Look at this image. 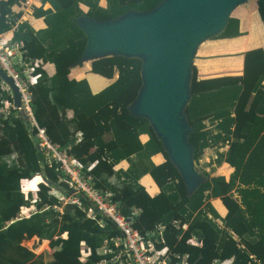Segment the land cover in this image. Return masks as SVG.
Here are the masks:
<instances>
[{
	"label": "trees",
	"instance_id": "16d2710c",
	"mask_svg": "<svg viewBox=\"0 0 264 264\" xmlns=\"http://www.w3.org/2000/svg\"><path fill=\"white\" fill-rule=\"evenodd\" d=\"M19 1L0 0V33L8 31L20 17V13L11 9ZM40 1L41 4L48 3L50 8L43 9L41 5L35 9L34 15L42 16L46 26L34 30L22 21L13 33V39L23 42L26 59L40 58L54 64L52 76L37 69L40 77L30 87L36 121L45 127L49 138L60 147L71 145L69 153L84 165L99 160L91 169L96 186L111 193L112 200L125 217L130 215L132 207L140 209L133 223L135 229L149 230L156 223L171 219L187 222L184 231L170 229L166 235L172 249L188 254L190 264H208L214 258L230 256L234 257L236 264H256L249 254L264 264L263 50L255 48L244 53L243 71L238 77L197 79L193 69L192 96L186 114L193 128L188 140L194 148V162L197 164L203 149L211 141L214 145L227 142L226 151L218 153L215 165L224 161L233 171L227 180L202 171L203 182L188 195L178 171L168 160L147 119L133 115L128 109L141 86L140 59L109 55L91 60L92 72L111 78L117 71V78L95 94L85 81L68 78L70 68L80 64L86 42L76 23L78 16L86 14L106 20L130 9H151L162 0L123 4L119 0H106L105 7L99 6L98 0ZM80 3L87 6L86 12ZM256 5L264 21V0H257ZM236 35L238 20L230 16L224 30L215 37ZM4 98L7 94L0 88V101ZM68 109L72 110L70 118L66 116ZM207 118L218 120L215 134L205 128L203 120ZM78 132L83 140L74 145ZM142 132L149 135L145 144L138 139ZM85 141H91L95 151L80 157L76 148ZM156 152L163 153L166 159L162 165L148 164V172L160 188L157 195L150 196L137 180L147 172L143 156L149 158ZM11 154H15L16 159L8 163L6 159ZM132 155H136L135 161L131 160ZM102 156L110 158L112 164L121 159L129 161L130 167L123 173L125 180L122 179L120 184L108 180L114 171L112 164L101 160ZM36 174L43 180L39 184L37 206L55 202V198L47 194L51 186L66 192L65 184L58 180L59 172L55 166L49 167L41 160L36 139L24 117L14 112L0 115V264H79L80 242L84 241L94 249L103 238L116 232L115 226L107 219L106 225L99 228L94 221L83 218V213L77 209L63 214L60 220L52 218L49 212L35 213L7 225L21 206L29 204L20 191V179ZM38 180V176L33 177V182ZM209 198H219L227 210L221 219L223 228L214 220L219 216L208 203ZM207 211L212 218L205 216ZM229 230L237 235L242 247L236 244ZM63 232L66 237H59ZM192 234L200 239L199 245L185 243ZM34 236L39 241L48 240L50 247L60 246L48 254L50 260L45 261V253L36 255L23 245Z\"/></svg>",
	"mask_w": 264,
	"mask_h": 264
},
{
	"label": "water",
	"instance_id": "95a60500",
	"mask_svg": "<svg viewBox=\"0 0 264 264\" xmlns=\"http://www.w3.org/2000/svg\"><path fill=\"white\" fill-rule=\"evenodd\" d=\"M243 1L162 0L151 9H130L116 18L98 20L86 14L76 18L86 37L80 61L109 55L140 59L141 86L128 109L147 119L188 195L204 180L188 140L193 128L186 106L192 96L194 54L202 41L224 30L233 9ZM0 78L19 106L12 79L2 69Z\"/></svg>",
	"mask_w": 264,
	"mask_h": 264
},
{
	"label": "built area",
	"instance_id": "2783aa9c",
	"mask_svg": "<svg viewBox=\"0 0 264 264\" xmlns=\"http://www.w3.org/2000/svg\"><path fill=\"white\" fill-rule=\"evenodd\" d=\"M32 1L20 0L18 2L22 12L29 10ZM21 20L22 14L8 31L0 33V69L12 79L19 93V106L16 107L13 102L12 89L0 78V88L7 94V98L0 101V115L7 116L12 112L22 114L29 131L36 139L41 160L49 167L55 166L59 172L58 180L65 184L66 192L49 189L48 193L56 198V202L52 204L42 203L37 206L36 202L39 198L37 191H35L37 190L36 183L33 182V178H21L19 181L20 191L24 198L29 201V204L21 206L17 215L7 225L16 220L30 217L35 213L49 212L53 218L59 219L67 208L75 207L83 212L87 219L94 221L97 227H104L108 219L113 223L116 230L114 234L103 238L94 249L81 241L78 256L79 264H190L188 254L172 249L167 243L166 235L170 229H186V222L180 219H171L166 223H156L149 230L139 231L135 229L133 223L139 215L140 209L132 207L130 215L125 217L112 200L111 193L96 186V180L91 169L99 160H94L87 165L82 164L78 158L69 153L71 145L60 147L49 138L45 127L38 124L34 115L33 96L30 87L40 77V72L37 69L44 70L47 62L40 58L26 59L23 42L13 39V33L17 30L18 23L22 22ZM212 122L209 118L203 121L206 128L212 127ZM82 140V134L78 132L73 144L77 145ZM15 159L16 155L11 154L6 161L10 163ZM101 160L112 164L110 158L106 156H102ZM113 166L114 164L111 166L112 169ZM112 175L109 176L111 182ZM205 216L212 218L208 212H205ZM214 220L217 221L220 228H223L219 219ZM229 233L236 244L242 247L237 235L230 230ZM185 243L197 246L200 244V239L196 235H191ZM250 258L255 260L252 255ZM208 264L236 263L234 257L230 256L224 259L214 258Z\"/></svg>",
	"mask_w": 264,
	"mask_h": 264
},
{
	"label": "crops",
	"instance_id": "0c3cea01",
	"mask_svg": "<svg viewBox=\"0 0 264 264\" xmlns=\"http://www.w3.org/2000/svg\"><path fill=\"white\" fill-rule=\"evenodd\" d=\"M137 1L139 0H119L121 4ZM256 2L257 0H254L253 3L247 6L243 5L242 7H235L234 11L231 13V17H234L238 20V35L221 38L214 36L202 41L198 45L192 62L197 79L241 76L243 71L244 53L248 50L255 48L262 49L264 53V21L261 19L257 11ZM106 3V0H98V5L101 7H105ZM41 5L43 9L50 8V5L48 3L41 4L40 0H33L29 10L22 12L23 10L19 3L14 4L11 9L14 13L22 14L21 21H25L34 30H40L43 29L46 24L42 16L34 15V11L37 7H40ZM79 5L84 12L87 11V6L81 3ZM253 22H255V24ZM251 25H254V27H252ZM44 71L48 76H52L55 72L54 64L52 62H47L46 66L44 67ZM68 78L75 81H85L88 85L89 90L93 94H95L104 89L109 84H111L117 78V71L114 72V75L111 78H108L98 73L92 72L91 60H82L80 61V64L74 65L70 68ZM262 84L264 85V79L262 80ZM66 116L70 118L72 116V110L68 109L66 111ZM210 120L213 121L212 127L205 128L208 129L211 134H215L217 131L215 125L218 120ZM138 139L140 143L145 144L149 139V135L146 132H142L138 135ZM227 147V142L214 145L211 141L210 144L203 149L202 154L198 159L197 164L201 163L199 166L200 169L209 173L210 176H223L227 180L231 175L233 168L224 161L221 162V164L219 165H215V159L217 158L218 153L225 152ZM94 151L95 146L91 141H85L76 148V154L80 157H86ZM131 158L132 161H135L137 157L136 155H132ZM165 159L166 158L164 154L161 152L151 154L149 158L143 156L144 168L147 169V172L139 176L137 182L144 188L146 193L150 196L157 195L160 192V188L148 172V164L151 163L155 166L162 165L165 162ZM129 167L130 163L126 159H121L115 162L113 166L114 174L112 175V182L118 185L121 183L122 179L125 180L123 173L127 172ZM168 181L176 182L177 180L169 179ZM49 189H57L62 192V190L57 187L51 186ZM47 194L50 195L48 191ZM233 196L235 198H238L236 192H233ZM207 201L211 205V208L218 214V218L222 219L226 216L227 210L219 198H209V200ZM75 209L77 208L69 207L61 214V216L67 212L72 213ZM204 209L203 211H205ZM207 212L210 213L209 211ZM49 216L50 215H47V217ZM61 216L59 219H56L60 220ZM83 218H86L84 213ZM59 237L65 238V232L59 234ZM55 238H57V236H55ZM42 243H46L42 250L45 249L50 252L52 249L51 253L60 248L59 245L50 247L48 240L44 239L39 241V238L37 236H34L30 240L24 241L23 245H25L27 248L31 249L33 253L38 255L46 253L45 251L41 252L40 250V245ZM241 245L243 244L241 243ZM251 255L255 258V260L250 258ZM249 258L256 262V264H261V262H259L255 257V255L249 254Z\"/></svg>",
	"mask_w": 264,
	"mask_h": 264
},
{
	"label": "rangeland",
	"instance_id": "374dc122",
	"mask_svg": "<svg viewBox=\"0 0 264 264\" xmlns=\"http://www.w3.org/2000/svg\"><path fill=\"white\" fill-rule=\"evenodd\" d=\"M254 2V0H245V1H243V2H241L240 4H238L236 7H242L243 5L244 6H247V5H249V4H251V3H253ZM235 9V8H234ZM234 9H233V11H234ZM232 11V12H233ZM45 244L46 243H42L41 245H40V250H41V252H43V251H45L46 253H45V255H43L44 256V259H45V261H48V260H50L51 258H50V255H48V254H50L51 252H52V249H51V251L49 252V251H47V250H42L43 248H44V246H45Z\"/></svg>",
	"mask_w": 264,
	"mask_h": 264
},
{
	"label": "clouds",
	"instance_id": "9594fccd",
	"mask_svg": "<svg viewBox=\"0 0 264 264\" xmlns=\"http://www.w3.org/2000/svg\"><path fill=\"white\" fill-rule=\"evenodd\" d=\"M17 113H19L20 115H22L20 112H17ZM208 119V118H207ZM198 162V161H197ZM196 167H197V169H198V171L200 172V173H202V169H200V167L198 166V164H196ZM39 174H36V175H34V176H38ZM33 176V177H34ZM33 177H31V178H33ZM39 177V180L38 181H36L35 183V187L37 188V190H35V191H37V193H38V191H39V184L40 183H42L43 182V180H42V178L40 177V175L38 176ZM33 190V191H34ZM38 195V194H37ZM215 219H219L221 222H222V220L220 219V218H215ZM181 220V219H180ZM187 223V222H186ZM187 226H188V223H187ZM178 230V229H177ZM179 230H181V229H179ZM185 230V229H184ZM184 230H181V232L182 231H184ZM193 235V234H192ZM180 237H181V233H180ZM189 238V237H188ZM178 239H179V236H178ZM186 241V240H185Z\"/></svg>",
	"mask_w": 264,
	"mask_h": 264
}]
</instances>
